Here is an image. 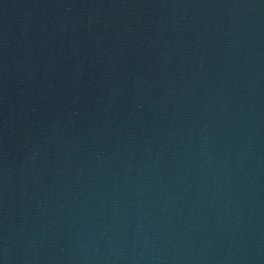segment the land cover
<instances>
[{
  "label": "water",
  "instance_id": "1",
  "mask_svg": "<svg viewBox=\"0 0 264 264\" xmlns=\"http://www.w3.org/2000/svg\"><path fill=\"white\" fill-rule=\"evenodd\" d=\"M0 264H264V0H0Z\"/></svg>",
  "mask_w": 264,
  "mask_h": 264
}]
</instances>
